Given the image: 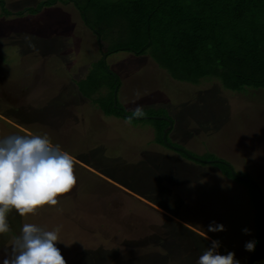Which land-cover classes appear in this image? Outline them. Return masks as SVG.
Segmentation results:
<instances>
[{"label": "rangeland", "instance_id": "1", "mask_svg": "<svg viewBox=\"0 0 264 264\" xmlns=\"http://www.w3.org/2000/svg\"><path fill=\"white\" fill-rule=\"evenodd\" d=\"M37 1L3 0V5L14 13L35 6ZM57 2L52 9L41 8L36 14L0 15V139L13 134L47 135L53 145L73 156L77 182L69 193L58 198L55 207L45 206L23 217L14 209L8 214L10 231L0 234V260L13 238L21 234L23 225L31 223L46 231L59 228L56 246L66 264H196L211 246L186 230L187 219L219 241V254L234 252V259L244 263L257 248L247 251L244 247L246 241L256 244L255 207L251 201L254 194L257 202L258 195L261 196L264 209V93L250 88L226 90L218 80L209 77L191 85L171 79L147 54L134 56L126 51L110 54L108 60L114 59L108 61L113 62L111 69L121 79L120 98L124 95L130 104L142 100L147 106L159 107L174 125L176 120L183 121L177 133L179 139L183 135L189 144L182 139V147L169 133L166 139L162 133L161 138L168 145L163 144L162 148L168 151L183 148L203 157L198 163L181 155L182 165L176 156L163 153L161 157L166 161L158 160L161 168L155 157L146 162L155 164L146 167L141 162L145 149H123L124 142L134 137L139 122L128 123L122 118L111 121L113 116L102 115L100 124L94 112L98 109L88 103L66 104L63 103L66 98L57 97V101L50 98L60 89L48 85L52 77L60 78L56 67L62 62L61 54L75 58L79 53L77 43L82 41L84 47L86 42L87 47L91 44L68 34L67 29L76 34L83 31L77 21L78 9ZM85 11L90 14L88 22L101 28L102 37L123 30L116 23H106L95 7L85 4ZM9 27L14 30H8ZM124 41L114 37L104 43L110 47ZM94 55L98 57L97 52ZM68 67L76 68L74 63ZM44 86L51 92H45ZM99 99L101 104L106 103L104 98ZM117 101L120 104L118 96ZM127 102L121 105L133 112ZM97 123L100 126L92 127ZM144 123L150 125L149 121ZM89 124L92 128L87 129ZM145 135L151 139L148 130ZM176 152L173 153L180 155ZM145 153L147 156L150 152ZM213 156L228 161L231 173L238 172L251 179V185L226 178ZM159 169V174L191 175V181L180 182L182 187L176 192L180 195H176L169 188L173 182L170 177L160 182ZM167 194L176 195L179 202ZM145 196L156 199L154 203H163L167 210L177 208L176 213L180 210V214L174 216L166 209H156ZM182 202L192 203L193 209L187 203L179 207ZM221 224L225 230H208L209 225L215 228ZM242 229L249 231L245 233Z\"/></svg>", "mask_w": 264, "mask_h": 264}, {"label": "trees", "instance_id": "2", "mask_svg": "<svg viewBox=\"0 0 264 264\" xmlns=\"http://www.w3.org/2000/svg\"><path fill=\"white\" fill-rule=\"evenodd\" d=\"M57 1L39 0L35 6H28L13 13L4 7L3 0H0V14H35L41 8ZM59 1L70 3L78 9L80 20L95 33L98 45L104 49L102 53L105 55L115 51L147 54L154 64L165 69L173 80L196 84L204 77H209L218 80L221 87L230 91H245L250 88L264 93V0ZM85 4L95 7L106 23H116L120 30L123 26V30L116 32L114 36L102 37L101 28L88 22L90 14L86 13ZM114 37L125 41L118 46L105 45L104 40ZM118 85L116 75L100 58L87 76L78 81L77 88L81 94L90 98L92 104L104 115L127 119L130 116L126 115H132L133 112L126 111L117 101L114 104L112 101V90ZM100 86L107 88L106 94L100 96L106 101L104 104H101L102 99L99 97H89ZM160 110H146L145 117L138 119L148 120L155 129L154 141L168 146L162 140L161 133L172 120ZM158 116H165L166 119ZM175 151L186 158L187 154L194 156L188 150ZM212 159L217 160L214 162L219 165L218 170L225 177L251 185V179L249 182L239 178L237 175L245 177L238 172L236 175L232 174V168L225 160L214 156ZM148 197L144 198L153 203L154 200ZM251 201L255 207L253 237L257 248L248 255L243 264H252V261L253 264H264V242L258 231L261 208L256 194ZM261 206L263 208L262 202Z\"/></svg>", "mask_w": 264, "mask_h": 264}, {"label": "clouds", "instance_id": "3", "mask_svg": "<svg viewBox=\"0 0 264 264\" xmlns=\"http://www.w3.org/2000/svg\"><path fill=\"white\" fill-rule=\"evenodd\" d=\"M145 115L138 106L127 122L131 123L133 118H144ZM74 169L73 156L59 145H53L47 135L13 134L0 139V234L10 231L7 216L13 209L23 217L35 214L45 206H57L58 198L69 193L76 185ZM208 230L225 229L221 224L215 228L209 225ZM242 231L247 233L249 230ZM58 232V227L54 231H46L31 223L24 224L21 234L13 238L0 264H66L56 246ZM219 246V241L213 240L211 247L198 257L196 264H239L234 259V252L219 254ZM244 247L247 251H253L254 241H246Z\"/></svg>", "mask_w": 264, "mask_h": 264}, {"label": "crops", "instance_id": "4", "mask_svg": "<svg viewBox=\"0 0 264 264\" xmlns=\"http://www.w3.org/2000/svg\"><path fill=\"white\" fill-rule=\"evenodd\" d=\"M56 3H58V2H56ZM56 3H54V4H52V5H50V6H46V7H43V9H52L51 7H53ZM64 4V3H63ZM66 5L68 4V3H65ZM70 4V3H69ZM59 11H60V9H59ZM36 14V13H35ZM1 15V14H0ZM78 15V14H77ZM1 16H3V15H1ZM80 18H79V15L77 16V21H78V23H79V25L81 26V28L83 29V31L80 33V34H76V31H69V29H67L68 30V34H74L75 35V37H77V38H83V39H85V41H87V40H89V42L91 43V44H89L88 45V47H87V42L85 43V45H86V47H84V45L82 44L83 42L81 41V44H78L77 43V48H78V55L75 57V58H71V56H69V55H64V54H61V61L62 62H60V64H58V67H56V71H57V69L58 70H60V72H58L59 74H57V75H59L60 76V78H55V77H52L51 78V83H49V85H48V87L49 88H52V87H58V89L59 90H57L56 91V93H55V95H53V96H51L50 98H52V99H56V101H57V97H59V99L60 98H66V99H64L63 100V103H66V104H72L71 102H73V101H78V102H80V103H88L93 109H94V107L95 108H97L98 109V111L96 110V109H94V112L97 114V116L98 117H96V119L98 120H100V124H101V122L103 121L102 120V115H104L101 111H100V109L95 105V104H92V102H91V100H90V98H88V97H86L85 95H83V94H81L80 92H79V90L77 89V83H78V81H80V80H83L86 76H87V74H88V72H89V70L93 67V65H94V63L95 62H97V60H99L100 58H102V60L104 61V63H105V65L107 66V68L111 71V72H113L115 75H116V77H117V79H118V81H119V85L116 87V88H114L113 90H112V101H113V98H115V101H117V96L119 97V100H120V105L121 104H123L122 102H127V100L123 97L124 95H122V97L120 98V96H121V93H120V90H121V88H122V84H121V79H120V76H118L117 75V73H115L114 71H112V69H111V65L113 64V62L112 63H110V62H108V61H113L114 59H110V60H108V56L110 55V54H112V53H110V54H107V55H105V54H103L102 53V51L104 50V49H102V48H100L99 47V45H98V42H97V39H96V37H95V33L91 30V29H89L87 26H85L83 23H82V21L80 20ZM78 28H79V26H78ZM8 30H14L13 28H10L9 27V29ZM21 30V29H20ZM57 32V31H56ZM67 34V35H68ZM78 35V36H77ZM50 38H52V36H49ZM80 42V41H79ZM103 43V42H102ZM46 50H51L50 48H45ZM97 52L98 53V57H95V55H94V52ZM126 52H128V53H130V54H132V55H134V56H139V55H142V54H134V53H132V52H129V51H126ZM49 53V52H48ZM114 53V52H113ZM55 54V53H54ZM52 55V54H51ZM101 55H103V56H101ZM71 63H74V65L76 66V68L75 69H70L69 67H68V64L70 65ZM154 63V62H153ZM80 67H82V68H84V70H78ZM72 71H74V73H72ZM75 74V75H74ZM51 77V76H50ZM42 82V81H41ZM199 83V82H198ZM198 83H196L195 85H198ZM191 85H194V84H191ZM127 88V87H126ZM46 89V87L44 86L43 87V90H45ZM106 87H104V86H100V87H98V89H96V91H94V93L92 94V95H90L89 97H91V98H94L95 96L96 97H100L101 95H102V93H104L105 94V92H106ZM227 90V89H226ZM47 91V93H50L51 91L50 90H45V92ZM125 92H126V89H125ZM125 94V93H124ZM21 95V94H20ZM63 95V96H62ZM19 96V95H18ZM62 100V99H61ZM59 101V100H58ZM84 101H87V102H84ZM115 101L113 102V104L115 103ZM122 101V102H121ZM118 102V101H117ZM119 103V102H118ZM128 104H130L129 102H127ZM142 103H144V105H142L141 106V108H143V109H146V110H156L157 108H159V107H154L153 105H149L148 104V106L147 105H145V102H142V100H140V102L138 101V102H134V103H132V104H130L131 105V109H135L136 107H138V106H140ZM122 106V105H121ZM144 106V107H143ZM123 107V106H122ZM145 107H148V108H145ZM125 110H126V108L125 107H123ZM128 109V108H127ZM126 111H128V110H126ZM130 112V111H129ZM126 115V114H125ZM133 115V114H132ZM132 115H126V116H132ZM2 116V115H1ZM104 116H110V117H112V115H104ZM154 117V116H153ZM159 117V116H158ZM3 118V117H2ZM116 118H122V119H125V120H127L125 117H115V116H113V119L111 120V121H117V120H115ZM159 118H161V119H166V117L165 116H163V117H159ZM171 118V117H170ZM185 118V117H184ZM186 119V118H185ZM189 119V118H188ZM120 121V120H119ZM144 121H148V120H141V119H138V118H133L132 119V121L131 122H135V123H137V122H139L138 123V126L139 127H141V128H139V127H135V129H134V131H135V133L133 134L134 135V137L132 136L131 137V139H130V141L129 142H124V145H123V149H127V150H131L132 151V149H134V150H138V149H145V150H142L143 151V154H142V158H141V162L142 163H146L147 162V160L148 159H150L151 157H155L156 158V165L157 164H159L158 166H160V168H161V165H160V162H163V161H166V158L165 159H163L161 156H163V153L165 154V156H167V153H170V154H172L173 156H176L177 157V160H183L184 158H182L181 157V155H176L175 153H173V152H175L174 150L173 151H168V150H165L164 148H162V145L161 144H158V143H156L155 141H154V137H153V135H154V133H155V129H154V127H153V125L150 123V125H148L147 123H144ZM143 122V124H141ZM180 123H182L183 124V121L181 122L180 121ZM180 123H179V121L178 120H176V123H175V125L173 124V122L171 121V122H169L168 123V125L165 127V128H163V130H162V133H163V136H164V138H165V136L169 133V135H170V137L173 139V140H178V141H180L181 143H182V139H183V135L181 136V139H179L180 137H179V135H178V131H177V128H178V126H180ZM91 125L92 124H89L88 126H87V129H89V128H92V127H96V125H98V126H100L98 123L97 124H95V126H92L91 127ZM146 130H148L149 131V133H151V135H150V137H151V139H149L148 140V138L146 137V135H145V131ZM28 132V131H27ZM87 133H88V131H86ZM161 133V134H162ZM89 134V133H88ZM194 135V134H193ZM190 137H192V136H190ZM190 139V138H189ZM152 140V141H151ZM184 140V139H183ZM98 141V140H97ZM184 142L186 143V142H188V140H184ZM188 144H189V142H188ZM161 145V146H160ZM184 145V143H182V147H184L183 146ZM170 148H172V147H170ZM141 151V152H142ZM147 151H149L150 153H148V155L146 156V154L147 153H145V152H147ZM160 152V153H158V155H156V153H153V152ZM165 151V152H164ZM119 154H123V153H121V152H118ZM177 153V152H176ZM159 154H161V155H159ZM172 156V157H173ZM181 157V158H180ZM196 157V156H195ZM218 158H220V157H218ZM119 159H120V157H119ZM187 159H189V160H191V161H196V162H198L199 163V161L201 162V159L200 158H189V157H187ZM160 162H159V161ZM199 160V161H198ZM140 162V163H141ZM181 162V161H180ZM203 162H205V161H203ZM212 161H210V162H207V163H211ZM228 162V161H227ZM134 164V163H133ZM152 164L154 165L155 163H151V165H150V163H146L145 165H146V167H151L152 166ZM181 164H182V162H181ZM131 165V164H130ZM183 165V164H182ZM160 173V169H159V171L157 172V177L158 178H160V182L162 183V182H164L163 180H165V178L167 179L168 177H170V179L169 180H171V181H173V182H171V185L169 186V188L172 190H174L175 192H174V194L178 191V190H180L181 189V185L182 184H179L180 182L182 183L183 182V180H187L188 181V179L191 181V175H185L184 177H183V175H177V174H172V175H170V174H159ZM220 176H222V175H220ZM165 177V178H164ZM227 178V177H226ZM168 180V179H167ZM176 185H177V187H176ZM172 190V191H173ZM134 193H138V194H140V193H142L141 191L139 192V191H137V190H132ZM171 192V191H170ZM180 195V193L178 192V193H176V195ZM176 195H174L173 196V194H167L166 196H169V197H171L172 199H174L175 200V202L177 203V202H179V200H177L176 198H175V196ZM182 199H183V197H182ZM181 199V200H182ZM154 200H156V199H154ZM185 203H187V205L189 206V208H191V209H193L192 208V203H188V202H182V203H180V204H178L179 205V207L180 206H184V204ZM149 205H151V206H153V207H155L156 209H166L167 210V207L163 204V203H161L160 202V204L159 203H154V201H153V203H151V202H149L148 203ZM176 210H177V208H175V209H173V210H167L168 212H171V214L172 215H176V214H180V210H178V213H176ZM177 216V215H176ZM185 222H186V225H188V228L189 229H186L187 231H189L191 234L192 233H194V234H196L195 236H197V237H199L200 239H201V241H205V243H207L208 245H212V241L214 240V239H212V238H210V236L206 233V232H204V231H201V229H199L193 222H191L190 220L188 221L187 219L186 220H184ZM185 225V224H184ZM254 228V227H253ZM199 230V231H197V230ZM203 230V229H202ZM205 237H207V238H209V239H206ZM191 243V242H190ZM207 245V246H208ZM175 246H179V244L178 243H176V245ZM200 247V246H199ZM228 253V252H227ZM243 264V263H242Z\"/></svg>", "mask_w": 264, "mask_h": 264}, {"label": "water", "instance_id": "5", "mask_svg": "<svg viewBox=\"0 0 264 264\" xmlns=\"http://www.w3.org/2000/svg\"><path fill=\"white\" fill-rule=\"evenodd\" d=\"M114 101H115V98H113V102H114ZM180 148H181V147H180ZM179 151L184 152V149L181 148ZM187 156L190 157V158H197V157H195V156H191L190 154H187ZM212 160H213V161H217L216 159H212ZM212 160H211V161H212ZM240 178L249 181V179L242 178V177H240ZM258 193H259V192H258ZM258 202H259V204H260V208H261V222H260V227H259V236L262 238V240H263V242H264L263 208H262V206H261V196H260V195H258Z\"/></svg>", "mask_w": 264, "mask_h": 264}]
</instances>
